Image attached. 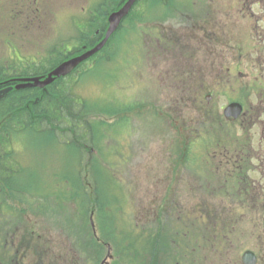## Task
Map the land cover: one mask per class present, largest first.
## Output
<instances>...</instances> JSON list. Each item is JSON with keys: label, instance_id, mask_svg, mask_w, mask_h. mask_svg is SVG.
<instances>
[{"label": "rangeland", "instance_id": "obj_1", "mask_svg": "<svg viewBox=\"0 0 264 264\" xmlns=\"http://www.w3.org/2000/svg\"><path fill=\"white\" fill-rule=\"evenodd\" d=\"M96 1L101 0H0V63L8 67L15 64L9 60L14 45L23 60L36 58L39 66L45 55L53 57L55 51L63 47H81L106 24L108 6H100ZM110 4L119 5L118 1H110ZM242 8V0H140L131 18L102 53L83 67L60 76L75 71L66 80L74 82L77 93L86 102V119L93 123L92 138L85 148V163L80 165L83 147L78 144L83 143L82 139L73 129L64 126H55L54 135L48 137L15 140L17 163L14 165L22 173H16L13 181L11 175L0 179V264H70L72 259L86 264V254L92 259L89 264H242V254L247 249L259 255L258 264H264L261 220L254 216L251 221L241 214L238 197L236 205L228 207L227 202L232 199L226 195L236 189L234 184L237 183L236 179L226 178L228 173L242 178L231 163H234V153L238 149L242 151L252 131L242 130L232 122L221 125L217 122L209 129H201V125L213 122L200 120L196 111L190 116L195 120V132L199 130L200 137L206 140H198L193 145L184 138L185 118L190 111V105L186 107L183 101L184 91L194 99H201L204 94L199 89L186 90L182 83L183 73L192 71L193 66L197 67L198 61L203 60L199 53L203 45L198 36L202 13L207 15V37L211 26V32L216 29L222 42L231 41L226 43L244 51L251 24L250 38L264 42V21L251 20ZM253 11L257 12L258 8ZM207 37L204 49L210 51L212 47ZM8 38L14 45L6 46ZM222 42L215 47L219 51L217 56L205 59L208 67L211 61L219 67L229 65L227 60L235 61L222 53V50L228 51ZM160 43L163 51L154 55L153 51H160ZM241 61L236 75L243 80L233 86L235 100L249 93L245 75L250 68L245 58ZM250 66L255 71L253 63ZM239 71L245 75L240 76ZM257 96L252 97L253 102H257ZM260 96L264 98V89ZM226 97L222 93L218 106L225 103ZM119 107L127 111H117L123 110ZM191 107L195 110L196 105ZM247 121L240 122L248 125ZM263 126L258 128L257 135L255 133L253 148L247 143L248 148L244 150L246 164L252 150L258 158L253 160L256 166L249 171L252 180L246 187L249 199L261 212L264 209L261 202L264 152L259 149L264 148ZM185 143H189L188 146ZM212 145L216 146L215 150L207 154L205 147ZM184 151L195 154L191 162L200 168L195 171L190 166L189 170H183L184 181L178 179L174 185V202L169 201L166 210L167 202L162 200L165 196L168 200L166 168L171 162L170 154L174 156L172 160H176ZM0 157H3L1 150ZM238 159L236 157V161ZM7 163L2 158V165L8 166ZM79 170L81 175L76 182ZM220 183H226L219 192L221 200L215 195ZM71 184L80 192V197L74 195L76 190L70 195L60 194L62 189L69 190ZM86 187L89 191L83 194ZM214 196L219 206L211 201ZM204 207L217 210L220 220L213 219L211 214L200 215L199 220L208 232L196 235L188 232L183 236L190 242L186 249L185 243L174 244L175 237L182 241L180 236L172 234L177 231L178 223L184 220L185 230H188L193 224V208L198 214ZM223 207L227 209L226 216ZM229 213L237 216L238 226L233 227L236 228L232 233L229 229L220 232L221 215L225 224L230 220ZM257 215L260 216L259 211ZM92 217L95 222L87 226L86 222ZM122 228L136 230L137 239L133 240L128 234L124 236L125 233L111 235ZM153 230L159 232L154 236L165 244L163 253L154 251L153 236L145 233ZM100 231L103 233L92 242V235L98 236ZM162 232L165 233L160 234ZM30 241L36 242L37 249H22ZM44 246L54 247L50 252L55 259L41 260ZM36 253L40 254V260L32 257Z\"/></svg>", "mask_w": 264, "mask_h": 264}, {"label": "flooded vegetation", "instance_id": "obj_2", "mask_svg": "<svg viewBox=\"0 0 264 264\" xmlns=\"http://www.w3.org/2000/svg\"><path fill=\"white\" fill-rule=\"evenodd\" d=\"M124 0H118V3L123 2ZM242 6H244V8H242L243 12L246 11L247 13L245 14L246 16H250L251 20H255V21H264V0H242ZM256 8H258V11L255 12L253 10H256ZM250 11V12H249ZM203 17L201 16L202 22L201 24L198 25V29H199V34L198 36H200V41L203 45V48L200 47V56L203 59L202 61H198V66L194 67L193 66V70L192 71H185L183 73V87L186 90H190L192 89H199L200 91L204 92L203 97L201 99H194L191 97H189V92L184 91V98L183 101L186 105V107L188 105H190V111L186 114V118H185V124H184V137L185 138H189L191 136H197L200 137V132L199 130L195 132V120L194 118L191 119L190 116H193L195 114V112H199V116H200V120L201 119H210L212 120L213 124H204L201 125L200 127H202L201 129H206V128H211L213 127V125L217 122H219V124L221 125L222 122H227V123H235L234 125L237 126L239 123V126L243 128H246V130L248 131H252V135L250 136V140L247 143H250V145L253 148V141L255 140V136L257 135L258 132V128H261V125L264 124V98H261V94H262V90L264 89V42H260L259 39H251L250 38V34H251V29L253 27V25H250L249 28V38L247 40V43H243L246 45V49L244 51L241 50H235L232 48L231 44H229L231 41L226 40L223 41L224 44L219 38V34H217L216 29L213 30V32H211L210 29H212V27L210 26L209 31V35L207 37L206 35V18L207 15L204 12L203 13ZM204 22V23H203ZM205 37L210 39V45L212 47V49L210 51H206L204 49L205 47ZM206 38V39H207ZM225 40V39H224ZM222 42V46L223 48L227 49L228 51H224L222 50L224 54H227L228 57H233L235 59V61H227L226 66H217V63L212 62L211 61V67H208L205 63V59L206 58H212V57H216L217 54L219 53V51H217V49H215L217 43ZM242 43V42H240ZM242 45V44H241ZM159 50H155L153 51L154 55H158L160 52H162V47H161V43L158 44ZM230 46V48H226ZM203 53V54H202ZM202 54V55H201ZM190 57H194V56H190ZM194 58H197L196 56ZM237 58V60H236ZM245 58L246 63L247 64V68H250V70H248L247 75H245L244 73H242L241 71H239V75H245V77H248V88H249V93L248 96L246 97V93H243V97L241 99L235 100L233 99L232 95H235V87L237 81L239 80H243L241 78H239L237 73V70L240 69V64H241V59ZM239 59V60H238ZM256 59V60H253ZM253 63V67L255 69V71L253 70L252 66H250V64ZM222 93H224L227 97L225 98V103L222 106H218V104H220V102H222L221 99V95ZM230 93V94H229ZM254 95H258L260 97L257 96L258 100L257 102H253L252 101V97ZM256 98V99H257ZM194 99V101H192ZM231 102H239L243 105V112L242 114L235 118V117H226L225 113H224V109L225 107L231 103ZM250 102V103H249ZM194 106L196 105L195 110H192L191 105ZM247 114L249 116H247ZM245 117V118H244ZM242 120V122L247 121V124H243L242 122H240ZM263 128V132H264V126ZM200 129V130H201ZM256 133V135H255ZM261 137V135L259 136ZM263 144H264V138L262 139ZM258 146L261 148V145L258 144ZM242 151H244L245 148H248L246 145L242 146ZM207 149H209V151L215 150V148H210L207 147ZM252 149H250L251 151ZM260 151L264 152V148L259 149ZM241 152V151H240ZM252 154L250 155V159L254 160V159H258L255 155L254 150H252L251 152ZM184 155H187L188 153H186V151L183 152ZM216 155V154H215ZM184 157V156H183ZM235 156H233L234 158ZM170 158L172 159L173 156L172 154H170ZM229 161V160H228ZM263 169H264V165H263ZM203 213H200L201 215H204V213H207L206 209H202L200 210ZM168 212V211H167ZM193 213H195V209L192 210ZM264 217V214H263ZM195 226H197V228H195ZM204 229L202 230V227L199 225H195L194 223L192 224V227L189 230H185V226H184V220H183V224L181 226H179L177 232L178 233H182V234H188L191 232H203ZM195 235V234H194ZM184 236V235H183ZM158 242V241H157ZM22 249H25V246L22 247ZM2 258V256H0V259Z\"/></svg>", "mask_w": 264, "mask_h": 264}, {"label": "trees", "instance_id": "obj_3", "mask_svg": "<svg viewBox=\"0 0 264 264\" xmlns=\"http://www.w3.org/2000/svg\"><path fill=\"white\" fill-rule=\"evenodd\" d=\"M105 25L102 30L106 27ZM98 37V35L94 36L93 39L87 41L86 44H95ZM67 53L68 50L63 49V52L54 56V58L48 59L49 61L45 60V62L41 63L42 66H46L43 69L41 66L37 65L38 63L29 64L30 66L26 65L25 67H21V63L17 62L11 67L2 64V66L0 65V82L6 80L11 73H13L12 76H17L16 73L25 75L46 73L48 69L58 64L59 59L67 58ZM9 68H11V70ZM57 125L64 126L68 128V130L73 129V133L80 138L85 136V129L88 130V133L91 135L89 130L91 128V123L86 119L85 101L75 92L72 82H67L63 79L56 80L49 86L48 92H44L40 88L13 90L0 100V150L3 155V157H0V179L4 178L5 180L8 176L15 175L19 172L17 171V167L14 169L12 165V163H17L14 157L15 140L17 138H23L25 141V138L32 140V136L48 137V135H54L53 131ZM91 138L92 136L86 137V139L84 138L82 140L83 143L80 142L78 144L79 147H83V149H81L80 165L85 163V153H87L85 148L91 141ZM2 158L5 161L7 160L8 166L2 165ZM80 175L81 170H79L78 176L76 175V182L77 179H80ZM91 180L93 184L94 178L92 176ZM78 182L80 183L79 180ZM73 191H75L74 195L78 197L81 196L80 192H78L77 188H74L72 184L69 190H60V194L70 195ZM88 191L86 187L83 194H87ZM42 194L43 193H41V195ZM109 214L110 217L113 218L112 212ZM101 217L103 216H100V218ZM86 225L91 226L90 218L86 222ZM102 233L103 231H100L98 236L92 235V242H96V238L100 237ZM123 233H125L124 236L127 234L131 236L133 240L137 239V232L123 228L119 230V232L111 233V235L115 234V236H119ZM153 246L155 247V245ZM158 248L163 249L164 244L160 245ZM77 249L82 250V248L79 247ZM76 255L80 256L81 254L77 253ZM84 258L88 259L89 255L86 254ZM77 260L78 259H72V263L70 264H75Z\"/></svg>", "mask_w": 264, "mask_h": 264}, {"label": "water", "instance_id": "obj_4", "mask_svg": "<svg viewBox=\"0 0 264 264\" xmlns=\"http://www.w3.org/2000/svg\"><path fill=\"white\" fill-rule=\"evenodd\" d=\"M135 1L136 0H128L126 2V4L119 11L114 12L113 14L110 15V17H109V19H110V27H109V29L107 31V34H106L105 38L98 45H96L95 47H93V48H91L89 50H86L83 54H81V55H79L77 57H74V58L64 62L63 64L58 66L54 71L49 73L48 77L45 80H41V77L27 78V79H25L26 83L18 85L17 88H20V87H32V86H44L46 84H49V83H51L54 80L55 77H59V76L67 74L73 68H75L78 64H80L82 61H84V60L90 58L91 56H93L101 48H103V46L105 45V43L107 42V40L109 39L111 34L117 29L121 19L124 18L127 15V13L131 9V7L135 3ZM11 89H12V87H8V88L0 90V99L3 98ZM235 108H236L235 115H238L240 113V111H241V107H238L237 103L231 104L227 108L226 112L228 113L231 110L235 111ZM243 260H244V262L246 264H255L257 258H256V256L254 255L253 252L247 251L243 255Z\"/></svg>", "mask_w": 264, "mask_h": 264}]
</instances>
